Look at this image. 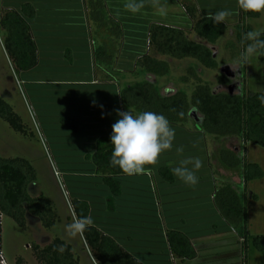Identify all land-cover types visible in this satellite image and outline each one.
I'll return each mask as SVG.
<instances>
[{
  "label": "crops",
  "instance_id": "obj_1",
  "mask_svg": "<svg viewBox=\"0 0 264 264\" xmlns=\"http://www.w3.org/2000/svg\"><path fill=\"white\" fill-rule=\"evenodd\" d=\"M104 1L109 16L120 24L122 31L121 48L115 64L120 72H124L125 66H134L139 58L146 55L143 51L151 24L191 32L192 21L183 8V2L194 3L202 18H208V13L222 9L230 10L232 15L223 21L227 27L239 14L237 0H159L165 9L164 14L158 12V0H145L144 7L135 13L124 7L128 0ZM26 5L31 7L32 10L28 12L34 14L33 18H28L23 11ZM4 11L17 13L28 24L37 48V66L18 74V82L23 83L20 92L24 94V102L34 109V112L29 111L36 130L43 135L69 131L63 134V141H54L53 147L61 148L67 155L75 151L74 164L78 157H89L87 163L82 159L83 166H75L76 170L66 168L55 172L61 178V187L72 217H77L73 203H86L93 218V224L89 227L114 240L142 264H244L241 239L221 216L214 198L218 189L231 186L247 207L249 203L257 205L260 202V197L248 185L263 178L245 184L242 168L230 169L221 162V155L225 152H233L239 157L250 143L245 144L237 137L215 140L192 123L190 126L170 124L175 130L172 150L164 152L156 166H147L151 169L149 171L117 177L120 194L113 198L103 183V175L96 172L90 158L97 151L98 141L110 138L112 125L119 118L117 110H124L119 96L120 86L97 75L95 43L90 32L92 25L84 0H4ZM229 32L230 27L216 47ZM5 39L3 31L0 35V54L12 65L5 50ZM130 61L133 62L129 64ZM229 65L225 66L231 69ZM217 73L215 81L211 83L213 88L218 92H224L225 88L228 91L233 84L218 86V78L222 74L219 70ZM9 82L12 83L13 79H9ZM0 94L4 100L10 97L9 87L4 83L0 85ZM63 121L70 125L65 126ZM74 128L75 132L72 131ZM65 145L74 147L67 149ZM233 145L235 150L231 149ZM181 146L183 152L177 153L176 147ZM186 157L201 160V167L196 171V185H185L173 174L172 183L160 176V168L166 167L171 171L180 159ZM47 199L58 216V222L64 224V229L65 225L71 223L70 217L62 218L56 206ZM28 224L27 218L26 227ZM42 232V243L35 244L44 248L56 238ZM167 232L185 235L196 258L190 261L174 259L167 243ZM35 234H38L37 238L40 237L38 231ZM80 237L93 264H96L82 234ZM59 239L71 246L80 264L71 243L74 237ZM21 259L22 264H27L24 258Z\"/></svg>",
  "mask_w": 264,
  "mask_h": 264
},
{
  "label": "trees",
  "instance_id": "obj_2",
  "mask_svg": "<svg viewBox=\"0 0 264 264\" xmlns=\"http://www.w3.org/2000/svg\"><path fill=\"white\" fill-rule=\"evenodd\" d=\"M84 3L92 29L95 28L98 34L101 33L99 36L102 40L101 47L94 53L97 75L102 80L115 81L120 86L119 96L124 111H131L134 114L153 111L166 116L170 124L190 126L192 123L194 127L215 140L237 137L245 144H255L264 149V107L258 100V96L264 93L246 96L231 93L229 88L228 91L218 92L211 83L198 77L195 67L188 69L187 75L181 79L182 84L193 86L190 95L183 91L171 90L164 94L156 83L148 79L149 77L165 78L171 73L169 63L157 56L177 61L194 60L206 70L218 71L220 64L214 58L215 47L228 31V27L223 22L213 24L208 18L199 17L194 3L183 2V8L192 21L191 32L186 33L173 27L151 24L148 41L155 56L144 55L135 63L133 74L141 77L140 82L123 84L127 80L126 74L114 68L121 48L120 24L109 16L104 0H84ZM30 10L32 9L28 5L23 7L28 18H33L34 14L28 12ZM260 16L261 13L246 12L239 7V24L236 31L240 47L245 49L248 41L244 40L243 36L252 31L246 21L258 19ZM0 29L1 33L5 31V50L16 72L19 74L35 68L38 61L37 48L28 24L17 13L3 10ZM259 38L264 39V34ZM256 56L259 61L264 62V55L256 54ZM102 62H105L104 66ZM117 75L123 77L118 78ZM231 85L232 80L224 75L218 78V86ZM192 111L196 112L199 122L190 117ZM181 112L184 113L183 116L179 115ZM0 118L20 135L24 137L29 135L21 118L14 113L1 94ZM63 124L70 125L66 121H63ZM75 130L72 129L73 132ZM111 151L110 138H101L97 143V151L90 159L96 172L103 175V183L115 198L120 194L117 177L128 174L110 166ZM221 162L230 169L242 168L245 184L262 179L264 176L257 164L243 163L233 152L222 154ZM159 174L170 183L174 181L171 171L166 167L160 168ZM34 185H36V173L29 161L22 158L5 159L0 156V212L21 228L26 227L27 217L30 216L38 219L42 227L51 229L57 224L58 216L45 196H31V188ZM214 200L225 222L241 239L243 263L246 264L249 242H252L259 252H264V236L252 237L249 234L246 203L233 188L221 187L217 190ZM73 208L77 218L89 215V206L86 203L74 202ZM82 236L96 264H142L126 253L114 240L93 227H88ZM166 238L174 259L190 261L196 258V253L185 235L180 232H167ZM61 244L64 246L62 252L56 250ZM31 249L39 264H79L71 246L59 238L54 239L44 248L34 244ZM22 263L23 260L18 258L17 264Z\"/></svg>",
  "mask_w": 264,
  "mask_h": 264
},
{
  "label": "rangeland",
  "instance_id": "obj_3",
  "mask_svg": "<svg viewBox=\"0 0 264 264\" xmlns=\"http://www.w3.org/2000/svg\"><path fill=\"white\" fill-rule=\"evenodd\" d=\"M160 4L161 3L158 0L156 5ZM3 10L4 0H0V11ZM238 24L239 14L232 24L228 26L230 27V32L220 41V46L215 48L217 62L220 64V68L226 64L231 65V70L234 74V84L232 88L235 92L239 86L241 88V92H238L237 94H245L247 96L255 93H264V62L259 61L255 55L250 57L249 60L243 65L234 63V60L244 51V48L240 47L238 43L234 30ZM246 24L251 28V30H256L261 34H264V13H261L260 18L258 19H248ZM93 29L90 32L96 44V50L101 47L102 40L99 37L101 33L98 34L95 31L96 29ZM222 44L227 45L224 47L225 45L223 46ZM144 46L145 49L143 52L146 55L148 54L155 56L154 51L149 47L148 38L146 39ZM157 58L162 60L164 59L169 63L171 73L165 78L149 77L148 79L151 82L156 83V85L161 89V92L164 94H166L168 90H179L190 95L193 91V86L191 84H182L181 79L187 75L188 69L191 67H195L198 77L204 81H210L209 83H213L215 81L214 76L218 74V71L206 70L202 68L194 60L177 61L161 56H157ZM131 62L133 61H130L129 64ZM102 64V66H104L105 62H102ZM193 64H197L199 66H194ZM114 68L116 69V66ZM134 68L135 65L125 66L123 70L124 72L119 71L120 73H125L127 76V80L123 84H127V82L133 83L141 81V77L139 75L134 76ZM100 70H103V68H100ZM121 76L117 75L118 78ZM0 79L2 82L0 85L4 83V85L8 86L10 90V97L5 99L6 103L9 104L12 107L14 113H16L21 118L29 134L27 137L20 135L19 133L15 132L8 125V123L0 118V156L5 159L22 158L28 160L36 173V185L32 186L31 188V196H39L40 194H38V192H42L41 195L49 198L52 204L56 206L59 215L62 218L70 217L71 222L73 217L61 187V178L56 176L58 173L55 172L67 170L66 168L76 170L77 168L75 166H83V164H81L82 159L85 163H87V158L89 157L85 156L82 158L78 157V159L75 158L77 160H75L76 162L74 164V157L76 156L75 151H71L69 152L70 155H67L61 150V148L53 147L55 146L54 141L56 142L57 140L65 137L63 134H67V132H69L67 130L52 133L53 135L46 132L45 135L41 134V132L39 134L35 128L29 111L32 110L33 107H31V105L30 107L26 106L23 98L24 94L20 92L23 83L18 82V73L14 69L13 65H9L7 63L5 57L2 54H0ZM9 79H13V82H9ZM2 88L3 87H1V89ZM224 91H227V89L225 88ZM234 91L232 90V93ZM122 109L124 110V108ZM32 111L34 112V109ZM60 141H63V139ZM65 146L67 149H72L70 146L74 147L73 145ZM231 149L235 150V145H233ZM246 151L247 157H245ZM245 152L243 151L241 156H239L242 162L258 164L263 170L264 174V149L255 144H249ZM70 156V161L72 162L67 161L68 157ZM248 186L260 197V202L257 205L254 204L252 200L253 204L249 203L248 207L246 206L249 217L247 220L249 234L252 237L264 236V177L262 180L252 182ZM27 218L29 220V226L26 228H21L11 218H8L4 215L2 216L0 225V245L1 251L9 264H12L17 258H24L27 261V264H39L34 259V254L31 247H33L36 242L42 243V239H40L42 236H44L42 231H44L51 238H65L68 240V236H66L64 232V224L62 222H58L51 229H46L42 227L38 219L30 216ZM37 231L39 232V238H37L38 234H35ZM71 243L74 245V253L75 256L79 258L80 264H93L91 255L88 249H86L82 244L80 235L74 237V240L71 241ZM29 245L30 247H28V249L27 246ZM246 264H264V252H259L254 247L252 242H249L247 247Z\"/></svg>",
  "mask_w": 264,
  "mask_h": 264
},
{
  "label": "clouds",
  "instance_id": "obj_4",
  "mask_svg": "<svg viewBox=\"0 0 264 264\" xmlns=\"http://www.w3.org/2000/svg\"><path fill=\"white\" fill-rule=\"evenodd\" d=\"M238 6L246 12L264 13V0H237ZM145 0H128L124 7L135 13L144 7ZM158 12L164 14V7L157 5ZM232 15L230 10L222 9L215 13H208V19L213 24H220ZM261 33L252 30L244 34L243 39L248 43L244 51L234 60V63L243 65L250 57L256 54L264 55V39H260ZM241 92V88L236 94ZM260 105L264 107V94L258 96ZM102 107V106H101ZM183 116L184 113H179ZM119 117L112 125L110 142L112 145L110 166L119 168L128 175L142 174L151 170L147 166H156L161 155L173 148L175 130L170 126L169 120L163 114L153 111L117 110ZM177 153L183 152V147H176ZM201 167L198 157H186L178 161L171 169L176 179L185 185L194 186L198 183L196 171ZM93 224V218L89 216L73 217L71 223L64 227L68 237H76L87 230ZM61 244L56 250L63 251Z\"/></svg>",
  "mask_w": 264,
  "mask_h": 264
},
{
  "label": "water",
  "instance_id": "obj_5",
  "mask_svg": "<svg viewBox=\"0 0 264 264\" xmlns=\"http://www.w3.org/2000/svg\"><path fill=\"white\" fill-rule=\"evenodd\" d=\"M214 58H216V55H214ZM220 72L222 75H224L226 78L228 79H233L234 78V74H233V71H231V69L228 67V66H225V67H222L220 69ZM232 86L229 87V91L232 93ZM190 117L195 120V121H198L199 122V119L197 117V114L195 111H192L191 114H190Z\"/></svg>",
  "mask_w": 264,
  "mask_h": 264
},
{
  "label": "built area",
  "instance_id": "obj_6",
  "mask_svg": "<svg viewBox=\"0 0 264 264\" xmlns=\"http://www.w3.org/2000/svg\"><path fill=\"white\" fill-rule=\"evenodd\" d=\"M0 19H1V11H0ZM1 33V29H0ZM56 176H59V174H56ZM3 214L0 212V225H1V219H2ZM0 241H1V230H0ZM0 264H8L6 261L2 251H1V245H0Z\"/></svg>",
  "mask_w": 264,
  "mask_h": 264
},
{
  "label": "flooded vegetation",
  "instance_id": "obj_7",
  "mask_svg": "<svg viewBox=\"0 0 264 264\" xmlns=\"http://www.w3.org/2000/svg\"><path fill=\"white\" fill-rule=\"evenodd\" d=\"M232 80V84H234V78L233 79H231Z\"/></svg>",
  "mask_w": 264,
  "mask_h": 264
}]
</instances>
